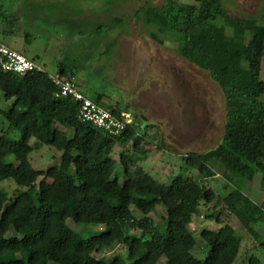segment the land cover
<instances>
[{
	"label": "trees",
	"instance_id": "trees-1",
	"mask_svg": "<svg viewBox=\"0 0 264 264\" xmlns=\"http://www.w3.org/2000/svg\"><path fill=\"white\" fill-rule=\"evenodd\" d=\"M133 17L165 34L179 56L208 72L219 86L226 112L220 143L205 153L183 155L188 174L157 182L136 166V157L145 159L149 152L143 146L144 124L135 116L119 136L100 133L78 118V102L56 96L52 79L73 80L72 73L59 68L53 76L37 65L19 75L0 68V103L7 105L0 106L5 121L0 130V185L7 182L19 191L10 197L0 186V264H160L162 259L161 264L237 263L241 238L229 220L250 200L234 189L229 198L238 205L232 210L223 197L199 185L196 175H220L231 184L238 177L252 182L260 174L264 189V8L258 20L238 19L220 0H165ZM17 26L16 17L0 4L1 44L17 34ZM90 100L99 104L100 96ZM107 109L118 117L124 113L117 105ZM128 145L131 152L112 157L115 147ZM42 147L58 155V163L38 171L29 157ZM154 184L160 185L158 194ZM159 207L164 216L156 224L149 216ZM200 207L220 227L200 231L209 250L198 262L190 253L196 240L189 224ZM259 209L252 218L264 220ZM10 230L13 235L8 237ZM259 237L246 264H264V229ZM21 254L25 258H6Z\"/></svg>",
	"mask_w": 264,
	"mask_h": 264
},
{
	"label": "rangeland",
	"instance_id": "rangeland-1",
	"mask_svg": "<svg viewBox=\"0 0 264 264\" xmlns=\"http://www.w3.org/2000/svg\"><path fill=\"white\" fill-rule=\"evenodd\" d=\"M175 1L195 4V0ZM220 1L228 14L238 19L258 20L264 8V0ZM164 3L165 0H0L6 12L18 20L17 34L1 42L34 58L35 64L50 75L59 68L75 71L76 80L90 86L91 91L82 89L89 92L90 99L101 95L99 104L103 108L117 104L119 109L135 116L139 124L145 122L143 146L149 153L145 159L136 157V166L165 184L181 173L188 174L181 159L183 155L205 153L220 143L226 112L223 93L209 73L179 56L177 45L164 38L165 34L133 17L140 9L160 7ZM117 22L120 23L114 26ZM260 79L264 81V58ZM0 106L7 105L0 103ZM4 122L0 118V130ZM98 132L104 131L98 129ZM122 152H131V145L115 147L112 157L117 160ZM29 161L35 170L44 171L57 165L58 155L42 147L30 155ZM196 177L199 185L223 197L232 210L238 205L229 198L234 189L250 200L245 210L229 220L241 238L236 264H246L264 229V220L252 218L264 200L260 174L252 182L238 177L231 184L220 175L208 179ZM0 186L10 197L19 192L7 182ZM153 188L158 194L160 185L154 184ZM209 214L207 208L200 207L189 224L196 240L190 253L198 262L205 259L209 250L199 237L200 231L220 227L207 219ZM163 216L164 210L159 207L149 217L157 224ZM69 225L74 231L83 232L72 223ZM91 230L97 232L100 227ZM12 235L10 230L7 236ZM111 253L107 252L109 256ZM6 258H25V255ZM121 258L126 262V254ZM257 258L263 260V255Z\"/></svg>",
	"mask_w": 264,
	"mask_h": 264
},
{
	"label": "built area",
	"instance_id": "built-area-1",
	"mask_svg": "<svg viewBox=\"0 0 264 264\" xmlns=\"http://www.w3.org/2000/svg\"><path fill=\"white\" fill-rule=\"evenodd\" d=\"M0 68L4 72L24 75L37 69V65L24 55L0 43ZM52 81L57 89V97H71L78 102V118L82 122L103 129V131L114 137L119 136L126 126L132 123L133 119L129 113H121L118 117L110 110L85 97L79 91L74 80L56 76Z\"/></svg>",
	"mask_w": 264,
	"mask_h": 264
},
{
	"label": "crops",
	"instance_id": "crops-1",
	"mask_svg": "<svg viewBox=\"0 0 264 264\" xmlns=\"http://www.w3.org/2000/svg\"><path fill=\"white\" fill-rule=\"evenodd\" d=\"M10 14H12V13H10ZM14 15V14H13ZM15 16V15H14ZM16 17V16H15ZM24 55V54H23ZM25 56V55H24ZM26 58H28L27 56H25ZM29 60H31V59H34V58H28ZM65 73L66 74H73L74 75V77H73V79H74V81H76L77 82V87H78V89L84 94V95H86L88 98H89V96H88V93L87 92H84L83 90H85V89H87L88 88V91H91L90 90V86H88L85 82H84V84H82V82H78L77 80H76V78H77V73L75 72V71H71V72H67L66 70H65ZM58 74V72L56 73V74H54V75H57ZM53 75V76H54ZM82 79V78H81ZM85 81V80H84ZM84 88V89H83ZM83 89V90H82ZM100 96V101H101V95H96L95 97H99ZM117 105V104H116ZM123 112H125V111H123ZM125 113H127V112H125ZM142 122V121H141ZM141 124H144L145 125V122H142ZM261 178V177H260ZM261 180V179H260ZM260 207L262 208V212H263V215H264V200L263 201H261V204H260Z\"/></svg>",
	"mask_w": 264,
	"mask_h": 264
}]
</instances>
